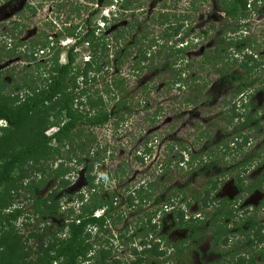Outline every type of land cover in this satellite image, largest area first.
Segmentation results:
<instances>
[{"label":"rangeland","instance_id":"1","mask_svg":"<svg viewBox=\"0 0 264 264\" xmlns=\"http://www.w3.org/2000/svg\"><path fill=\"white\" fill-rule=\"evenodd\" d=\"M124 1L126 0H0V46H2L0 72L5 73L3 79L14 86L17 82H10V75L21 76L33 70L22 64L17 56L11 60L5 59L4 55L9 46L30 45L38 37L48 36L49 40L54 39V34L59 33L61 36L59 40L63 46L62 64L65 52L74 49L76 55L74 66L82 69L86 60L90 62L92 58L94 60V51L90 49L89 44L83 42L88 30L94 29L95 38L102 35L110 40L118 28L124 29L133 25L131 34L141 37V33L136 32L140 30L148 33L149 39L156 40L162 35L165 26L162 21L152 19L158 14H168L171 19L173 15L188 16L189 19H185L189 29L185 33L180 32L179 37L168 31L163 41L158 40V43L162 44L165 41L171 44L178 43L183 37H187L186 33H189L190 36L185 40L192 41V45L180 57L189 62L190 68L179 61L176 63L175 72L181 70L186 73L190 70L192 75L199 74L205 77L210 82L207 86L209 92L204 89L205 94L197 101L193 99L191 102L187 101L188 97H195L197 93L187 88L178 89L179 85L173 84L175 73L165 69L163 53L160 57H154V64L150 65V62H147L150 65L148 69L136 76L132 75V58L126 60L123 67L117 71L115 53L121 50L120 46L130 45L128 51L135 56L136 49L132 48L133 35L125 34L117 45L114 41L111 42L106 59L110 63L107 64L105 60L99 65L105 70L100 74L103 78L99 77L96 82L91 80L92 82L85 85L80 78L77 79L78 91L84 89L90 90L91 94L95 91L101 94L103 90H110L111 80L123 78L124 90L121 95L118 93V98L123 94L128 95L130 97L128 103L133 104V112L124 124L91 129L95 141L93 139L87 144L80 143L82 149L69 151L67 147L62 148L59 156L52 155L36 165L33 161H28L16 165L11 170L9 182L0 187V249L6 253L1 256V264H35L41 256L37 253V245L42 242L46 244L56 236L63 238L65 232H59L67 223L72 211L77 214L79 195L87 196L90 192L85 174L87 166L90 165L93 166L90 178L94 181L95 177L97 184H102L97 190L99 195L114 192L120 204L119 209L108 219L110 227L108 226L105 232L96 238L98 244H105L107 247L111 245V249L109 248L111 258L120 264H153L147 256H143L144 261L139 263V256L132 255L133 250L141 253L143 245L149 244L152 240L144 230L150 219L152 224L156 225L158 234L167 235L171 242L180 243L185 239L183 230L174 227L171 211L164 207L165 199L172 196L173 192L167 189L174 185L183 186L189 181L192 184L190 188L199 189L206 181L203 176L194 177L190 173L185 177V170L179 171L178 168V154L187 146L191 152L199 151L208 143V137L211 144L212 142L214 144V141L228 137L232 132V129L224 127L225 115H221L227 109L224 101L230 99V96L223 95L225 89L223 91L215 89L217 70L208 66L202 67L200 63L201 55L217 44L219 30L223 25L221 0H127L130 3V10L124 11L123 14L117 13L123 8ZM257 2L261 5L255 13H250L248 22L243 25V34L229 35L246 37L247 42H243L237 48L251 45L253 49L249 51L255 52L263 60L251 112L264 118V1ZM28 7L35 8V14L29 12ZM115 13L116 16H113ZM103 17L112 20L108 30L106 28L102 30L100 20ZM138 22H141V26H138ZM12 24L18 25L15 32L12 31ZM96 27H100V31L96 30ZM65 28H71L69 34H74L73 38L65 37L67 34ZM240 32L238 31V34ZM146 45L148 43L145 41L143 46ZM99 48L100 46L98 52ZM233 49L235 50L236 46ZM18 50L20 49H17V52ZM40 56L39 61L46 62L48 55ZM178 58L179 56L174 59ZM11 89L15 94L19 91L14 87ZM147 92L149 95L145 97ZM116 94L117 92L113 93ZM206 96L209 101L206 100ZM138 103L141 104L137 105ZM110 105L111 103L107 104L108 107ZM154 114L157 115V120L153 123ZM63 122L65 119L62 114L44 110L30 117L17 130L0 121V167L32 141H38L43 136L48 137L56 132ZM47 125L48 128L42 132L43 127ZM257 132L262 131H253L250 134L258 141L254 142L253 148L262 154L263 160L261 156L259 160L262 167L248 171L249 179L256 181L264 173V135L258 137ZM146 151L151 153L150 157L146 156ZM168 163L171 164L169 171L164 169ZM38 169L44 172L36 171ZM53 169L64 171V177H58ZM148 182H152V191L146 188L140 195H134V190L142 185L145 188L144 184ZM38 184H42L40 189L36 188ZM164 186L167 188L166 191L163 190ZM53 192H57L54 201L58 214L43 215L36 212L34 201L48 200ZM132 196H135V200ZM157 196H161L162 199L159 205L154 204ZM220 197L228 200L237 197L231 183L226 182L220 186ZM262 198L264 191H255L243 200L241 207H256ZM128 199L131 202L127 201ZM47 205L49 206L48 203ZM45 209V206L40 208ZM195 210L193 207L186 213L190 212L195 216L198 214ZM262 213H259L260 216ZM11 214L15 215L16 219H9L8 216ZM117 216H120V221L116 220ZM260 222H264V217L260 218ZM94 234L92 231V237ZM205 236L204 240H190L181 245L187 248L183 254L185 264H210L218 260L219 256L215 252L218 250H213L209 243L210 233H205ZM117 238L122 239L118 242ZM254 257L255 264H264V260L257 255ZM163 264L170 263L167 261Z\"/></svg>","mask_w":264,"mask_h":264},{"label":"trees","instance_id":"2","mask_svg":"<svg viewBox=\"0 0 264 264\" xmlns=\"http://www.w3.org/2000/svg\"><path fill=\"white\" fill-rule=\"evenodd\" d=\"M255 1L221 0L220 9L224 14V19L219 30L217 44L213 49L201 55L202 67L208 66L217 70L218 78L215 81V89L221 91L225 89L223 95L230 96V99L224 101V106L227 109L221 115H225L224 127L232 129V132L230 136L214 141V144L213 142L211 144L210 137H208V143L199 151L191 152L187 146L179 152L177 162L179 171L185 170V177L189 173L194 177L203 176L206 182L201 188H190L192 185L190 181L183 186L174 185L168 189L163 187L165 191L166 189L169 192L173 191L172 196L165 199L164 207L171 211L174 227L183 230L185 239L180 243L171 242L167 235L158 234L156 225L152 224L150 219L148 226L145 224L144 230L147 236L152 237V240L149 244L143 245L144 249L141 253L138 254L135 250L132 252V255L139 256V263L144 261L143 256H147L149 260L153 261V264H163L167 261L170 264H175V262L176 264H185L183 254L187 248H183L181 245L190 240H204L206 239L205 233L208 232L211 235L209 243L213 250H218L215 252L219 256L218 260L210 264H255L254 256L256 255L264 260V222H260V218L264 217V198L259 201L256 207H241L243 200L250 197L255 191H264V173L256 181L249 179L248 172L262 167L259 162L262 154L253 148L256 140L250 133L262 131L257 132L259 133L258 137L264 135V118L251 112L254 105L253 95L256 91V83H258L263 60L255 52L249 51V49H253L251 45L237 48L243 42H247L246 37H231L229 35L243 34L242 28L250 18V9L257 6ZM130 8V3L126 0L121 11L118 10L117 13L123 14ZM28 10L35 14V8L28 7ZM113 16H116V13ZM173 18L174 20H172ZM173 18L171 19L168 14H158L156 18L152 19L153 21H162L165 26L162 35L156 40L149 39V34L140 30H136V32L141 33V37H137V34L134 36L130 32L133 30V25L124 29L118 28L115 34L109 38L110 40L107 39V36L103 37L102 35L100 38H95L94 29L88 30L83 42L89 44L90 49L94 51V60L93 58L91 62L86 60L82 69L74 66L76 62L74 49L65 52L64 64H62L63 46L62 41L59 40L61 37L59 33L54 34V39L49 40L48 36L38 37L30 45L9 46L4 55L5 59L11 60L12 57L17 56L22 64L33 68V70L21 76H19L20 74L10 75L9 72H6L10 75V82H17V85L14 86L4 80L2 76L5 73L0 72V121H4L11 129L17 130L30 117L44 110L62 114L65 122L60 124L53 134L48 137L43 136L38 141H32L29 146L8 159L0 167V187L9 182L11 170L16 165L28 161H33L36 165L52 155L59 156L61 149L66 147L69 151L82 149L80 143L87 144L93 139L95 141V135L90 132L91 129H102L111 124L117 126L127 122L133 112V104L128 103L130 100L128 95L122 93L123 96L118 98V93L121 95L124 90L125 80L123 78L110 81V90L101 91L104 98L99 91H95L94 94H91L90 90L78 91L79 82H77V79L80 78L85 85L91 80L96 82L99 77L103 78L100 74L105 70L99 65L107 59L110 43L114 41V44L117 45L125 34L133 35L132 48L136 49L134 50L136 53L135 56H132V53L128 51L131 47L128 44L120 46L121 50H117L115 53V69L117 71L123 67L126 60L132 58V75L136 76L154 64V57H160L163 53L165 69L175 73L173 84L179 85L178 89L186 90L187 88L192 92L196 91L197 95L188 97L187 101L191 102V99L197 101L205 94V90L209 92L207 86L210 82L205 77L199 74L192 75L190 70H187L186 73L181 70L175 72L176 63L179 61L182 65H188L190 68L189 62L184 57H180L192 45V41L185 40L190 36L189 33H186L187 37H183L178 43L171 44L168 41L162 44L158 43V40L163 41L168 31L175 37H179L180 32L185 33L189 29L187 19H185H189L188 16L173 15ZM111 22L112 20L109 21V18L103 17L100 20L102 30L105 28L108 30ZM140 24L141 22H138V26H141ZM12 26V31L15 32L18 25L12 24ZM70 29H64L67 33L65 37L73 38L74 34H69ZM96 30L100 31V27H96ZM238 31H241L240 34ZM207 34L208 32L205 33V35ZM145 41L148 45L144 47ZM99 46L100 51L98 52ZM17 49L20 50L17 52ZM43 54H47L48 57L46 62L41 63L39 57ZM177 56L179 58L174 59ZM172 59L174 60L171 61ZM147 62H150V65ZM106 63L109 64L110 61L106 60ZM233 69L236 70L233 71ZM105 86L108 87L107 84ZM12 87L17 88L18 93H13V89L10 90ZM114 92L117 94L113 95ZM216 92L218 93V91ZM148 95L147 92L145 97ZM206 100L209 101L207 96ZM108 103H111L110 107L107 106ZM156 120L157 115L154 114L152 122L154 123ZM47 128L48 125L43 127L42 132ZM53 144L56 146H52ZM172 151L171 147L170 152ZM145 154L148 157L151 156L149 151H146ZM261 159L263 160V157ZM170 163L164 169L169 171ZM92 170L93 166L90 165L87 166L85 172L90 192L87 196L79 195L77 214L72 211L67 223L59 232H65L63 238L56 236L46 244L42 242L36 246L37 253L41 255L37 259V264H120L119 261L111 258V245L107 247L105 244H98L96 240L108 226L110 227L108 219L119 209V200L114 192L106 193L103 196L99 195L97 190L98 187H102V184H97L95 177L94 181L90 178L89 174L91 175ZM36 171L44 172L39 169ZM53 171H56L58 177H64V171L61 169H53ZM102 178L103 176H101ZM226 182L231 183L237 192V197L231 200L220 197V186ZM41 185L38 184L36 188L40 189ZM144 185L145 188L143 185L139 186L137 190H134L135 194L134 192L132 194L140 195L146 188L152 191V182ZM56 193L53 192L48 200H35V211L43 215L58 214L54 201ZM132 197L135 200V196ZM160 197L155 198V205L162 202ZM127 201L131 202L129 199ZM43 206L46 209L40 210ZM193 207L198 212L195 216L190 212L186 213ZM97 213L101 214L97 216ZM163 213H165L164 210ZM259 213L263 215L260 216ZM8 217L16 219V216L12 214ZM116 220L120 221V216H117ZM92 231L95 233L94 237H92ZM121 239H118V242ZM4 254L6 253L1 248L0 260Z\"/></svg>","mask_w":264,"mask_h":264},{"label":"flooded vegetation","instance_id":"3","mask_svg":"<svg viewBox=\"0 0 264 264\" xmlns=\"http://www.w3.org/2000/svg\"><path fill=\"white\" fill-rule=\"evenodd\" d=\"M255 2H257V1H255ZM261 5V3L260 2H257V6H255V8H251L250 9V12L249 13H255L257 10V8H259V6ZM165 7H166V5H165ZM223 19H224V14H223ZM259 257V256H258ZM255 258V257H254ZM261 259V258H260ZM262 260V259H261Z\"/></svg>","mask_w":264,"mask_h":264},{"label":"built area","instance_id":"4","mask_svg":"<svg viewBox=\"0 0 264 264\" xmlns=\"http://www.w3.org/2000/svg\"><path fill=\"white\" fill-rule=\"evenodd\" d=\"M98 216V215H97Z\"/></svg>","mask_w":264,"mask_h":264}]
</instances>
